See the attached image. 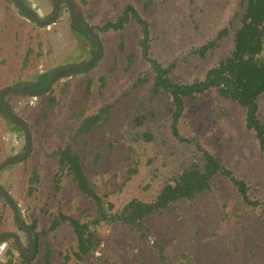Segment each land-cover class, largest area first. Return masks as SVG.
Wrapping results in <instances>:
<instances>
[{
    "label": "rangeland",
    "instance_id": "1",
    "mask_svg": "<svg viewBox=\"0 0 264 264\" xmlns=\"http://www.w3.org/2000/svg\"><path fill=\"white\" fill-rule=\"evenodd\" d=\"M23 1L46 19L54 0ZM73 1L83 22L95 31L105 22L114 21L126 5H132L149 23L152 56L165 68L174 64L170 76L190 84L203 80L206 72L232 51L243 0H86L85 5L81 0ZM146 3H150L148 9L144 7ZM23 19L12 0H0V91L28 84L33 75L84 63L92 56V44L74 34L65 4L61 5L56 23L48 28ZM223 29L228 30L227 35L203 58L193 53ZM98 35L102 56L88 72L59 80L50 94L28 97L7 93L12 96L5 103L27 123L32 147L24 161L2 169L0 185L18 205L24 222L30 226L35 221L39 248L35 257L25 263L14 250L15 241L8 239L0 244V261L10 259L5 252L12 248V264H44L46 249L50 251V264H264V218L260 208L243 205L231 185L221 179L195 201L174 204L146 218L145 237L120 224L95 227L100 247L83 262L73 258L65 261V256L76 248L75 236L66 224L48 231L50 222L58 213L86 222L96 216V209L79 192L72 176L58 173L57 157L52 152L70 143L84 117L107 104L113 105L108 121L81 136L72 150L79 154L91 188L99 196L107 195L114 211L133 198L153 200L195 153L193 146L180 144L171 136L170 101L165 96L150 101L151 82L131 88L140 74L150 71L140 56L137 25L131 21L120 32ZM120 37L123 51L118 48ZM37 42L41 44L37 49L40 54L25 57V49L35 51ZM129 56L134 63L127 69ZM260 57L264 58V50ZM87 81H91L89 93ZM50 98L55 99L53 108ZM150 111L155 117L134 128L135 115ZM258 111L264 123V94L258 99ZM244 113L243 108L211 90L195 100H186L178 129L185 137H195L244 180L252 199L264 202V153L259 151L254 133L246 129ZM148 130L154 142L137 139ZM24 148L23 132L0 115V163L21 154ZM131 169L137 171L127 179ZM34 170L38 181L29 195V178ZM3 233L18 234L23 249H29L26 234L15 225L11 209L0 199V234Z\"/></svg>",
    "mask_w": 264,
    "mask_h": 264
},
{
    "label": "trees",
    "instance_id": "2",
    "mask_svg": "<svg viewBox=\"0 0 264 264\" xmlns=\"http://www.w3.org/2000/svg\"><path fill=\"white\" fill-rule=\"evenodd\" d=\"M81 2L84 5L86 4V0H81ZM149 6L150 3L144 4L145 9H148ZM76 14L78 20L83 25L88 26L83 22L80 14L77 12V8ZM238 16L237 27L234 29L233 34V49L230 54L218 62L216 66L210 68L203 80H196L190 84L178 82L170 76L174 64L165 68L152 56L149 23L138 14L132 5H126L114 21H107L96 27L97 33H107L110 31L120 32L131 21L137 25L141 34L137 42L140 56L142 61L148 65L150 71L149 73L140 74L131 85V88L137 89L151 82L149 88L150 101L159 99L162 96H165L170 101V105L173 107L169 125L171 136L180 144L193 146L195 153L188 165L184 166L175 176L165 182L153 200L144 202L133 198L127 201L120 210L114 211L113 204L107 201L108 196H99L91 188L84 173L81 158L78 153L72 150V145H75L81 136L88 135L95 128L102 126L108 121L113 105L107 104L98 109L94 114L84 117L79 122L78 128L74 131L70 143L52 152L57 157L58 173H66L72 176V180L76 183L79 192L89 198L96 209V216L86 222L63 213H58L50 222L48 228L50 232L65 224L73 231L76 248L70 255L65 256L66 262L72 258L76 262H83L85 258L92 255L100 247L101 242L94 233L95 227L103 224H120L121 226L138 231L141 237H145L147 235V227H145L143 221L146 218L159 215L174 204L195 201L201 195L211 191L215 184L214 182L219 179L225 180L231 185L243 205L251 209L260 208L261 214H263L262 217L264 218V202L251 198L247 183L235 176L231 169L223 165L195 137H185L178 129L179 122L185 111L186 100H195L198 96L215 90L219 97L225 101L235 103L244 109L245 127L254 133L259 151L264 153V123L260 120L258 111V99L264 94V58L260 57L264 50V0H243L241 3V13ZM71 28L78 38H84L92 44L94 53L95 46L93 40L83 32L75 29L72 25ZM227 31V29L221 30L215 39L209 41L197 51H193V53L203 58L207 51L216 45L219 39L227 35ZM118 48L120 51L124 49L122 37H120ZM133 63V57H127V69ZM49 76L50 73L41 75L35 79V83L24 85H28L33 89L41 88L47 83ZM102 81L104 82V79ZM90 86L91 81H87L86 93H89ZM50 93L51 91L48 92V94ZM13 95L17 96L19 94ZM10 96L12 95L6 94L4 96V103ZM4 103L0 102V106L3 109H7ZM49 105L50 108L55 106L54 98L49 99ZM73 116L77 117L75 114ZM154 117L152 111L135 115L133 119L134 128L143 126L146 120H152ZM137 139L144 142H154V136L149 130L138 135ZM136 171V169H131L128 172L127 179H130ZM37 181L38 177L34 170L29 178V195H32L35 191L34 185ZM58 183L59 177L56 174V190L58 189ZM35 224V221H33L29 228L32 232L37 254L39 244L38 234L35 232ZM14 250L19 253L25 263L30 262V260L22 256L16 243ZM5 255L9 256L10 259L6 263L0 261V264H12V248L7 249ZM50 258V251L46 249L44 264H50ZM161 258L163 259L162 256Z\"/></svg>",
    "mask_w": 264,
    "mask_h": 264
},
{
    "label": "water",
    "instance_id": "3",
    "mask_svg": "<svg viewBox=\"0 0 264 264\" xmlns=\"http://www.w3.org/2000/svg\"><path fill=\"white\" fill-rule=\"evenodd\" d=\"M14 7L17 9V11L29 22L34 23L38 27L42 28H48L51 25H54L56 21L58 20V17L60 15V6L62 4H65L67 8L69 9L70 13V20L71 25L89 36L94 43L95 50L92 56L85 61L84 63L73 65V66H66V67H59L55 69L49 76L47 83L38 89L30 88L28 85L20 86V87H7L0 91V102L4 103V96L7 93H14L19 95H24L28 97H38L42 96L44 94H47L54 84L58 82L59 80L73 75V74H79L82 72H85L89 70L91 67H93L101 58L103 46L102 41L100 39V36L98 33L92 29L89 26L83 25L77 18L76 14V4L73 0H54L53 1V7L50 15L46 19H41L36 13L31 11L23 2V0H12ZM7 109H3L0 106V114L7 120L11 121L13 124L17 125V127L23 132L24 139H25V148L24 151L16 155L14 157H11L9 159H6L0 163V172L3 168L6 166L12 164V163H19L21 161H24L31 152L32 147V139L29 127L27 123L17 116L11 108L6 104ZM0 198L6 203V205L11 209L13 214V219L16 223V225L26 234L28 238L29 243V251L28 253L23 249L21 239L18 234L16 233H3L0 234V244L4 243L8 239H13L22 254V256L25 259L31 260L36 255V249L34 245V240L32 236V232L29 228V225H27L22 217L20 216V211L18 208V205L15 203V201L12 199V197L9 195V193L0 185Z\"/></svg>",
    "mask_w": 264,
    "mask_h": 264
},
{
    "label": "crops",
    "instance_id": "4",
    "mask_svg": "<svg viewBox=\"0 0 264 264\" xmlns=\"http://www.w3.org/2000/svg\"><path fill=\"white\" fill-rule=\"evenodd\" d=\"M23 20H25V19H23ZM17 21H20L19 19H17ZM26 22H28V21H26ZM41 47V44H40V42H37L36 43V50L35 51H32V49L31 48H27V49H25V51H24V56L26 57L27 55H32L33 53L37 56V55H39L40 54V51H38L37 49L38 48H40ZM32 51V52H31ZM27 60V59H26ZM25 64V63H24ZM42 75V73H40V74H38V75H33L32 77H30V78H32L31 79V82H29L28 84H31V83H35V79H37V77H39V76H41ZM24 86V85H23ZM4 89V88H3Z\"/></svg>",
    "mask_w": 264,
    "mask_h": 264
}]
</instances>
